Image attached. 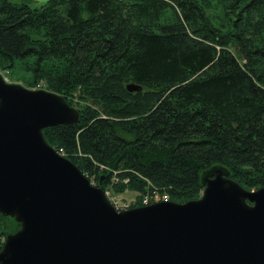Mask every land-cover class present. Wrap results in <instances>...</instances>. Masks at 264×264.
Returning <instances> with one entry per match:
<instances>
[{
	"label": "trees",
	"instance_id": "16d2710c",
	"mask_svg": "<svg viewBox=\"0 0 264 264\" xmlns=\"http://www.w3.org/2000/svg\"><path fill=\"white\" fill-rule=\"evenodd\" d=\"M213 1L0 0V69L24 63L32 86L78 111L76 123L44 129L46 143L104 192L137 193L130 208L156 194L199 199L213 165L255 191L264 188V0ZM47 63L62 67L45 73ZM76 87L84 107L69 100ZM19 228L0 214V252Z\"/></svg>",
	"mask_w": 264,
	"mask_h": 264
},
{
	"label": "water",
	"instance_id": "95a60500",
	"mask_svg": "<svg viewBox=\"0 0 264 264\" xmlns=\"http://www.w3.org/2000/svg\"><path fill=\"white\" fill-rule=\"evenodd\" d=\"M78 119L59 95L0 75V214L20 225L0 264H264V188L247 191L213 165L197 200L117 211L43 137Z\"/></svg>",
	"mask_w": 264,
	"mask_h": 264
},
{
	"label": "rangeland",
	"instance_id": "374dc122",
	"mask_svg": "<svg viewBox=\"0 0 264 264\" xmlns=\"http://www.w3.org/2000/svg\"><path fill=\"white\" fill-rule=\"evenodd\" d=\"M48 1L49 0H11V2L15 3V4L27 3L31 8H38V7L44 6ZM222 3H223V1H222ZM219 5H220V0H214L213 1V7L214 8L218 7ZM213 11L214 10L208 8V12H213ZM222 33L225 35L226 33H230V31H223ZM224 48L229 53L232 52L230 45H227V46L224 45ZM61 67H62V65L58 64V63H47L44 65L43 71L45 73H50V74L54 75L55 71L60 70ZM12 68L13 69H4V70L0 69V75L6 80L7 83L20 85L26 89L35 90V91L43 90L46 88V86L42 82L40 84H38L37 86L31 85L32 77H31V74L29 73V71L25 70L24 63L15 62L13 64ZM62 71H64V69H62ZM77 87H76L75 91H74V88L70 89V91L68 93L69 94V100L72 101V103H71L72 105L84 107V104L82 103V99H80L79 88H77ZM71 159H73V158L71 157ZM87 179L89 180V182L94 181L90 178H87ZM108 192L105 193L106 198L111 197L112 200L118 205V207L121 208L120 211L132 209L130 207L136 201V199L139 198V195L137 193L131 192V191L124 192V193L118 194V195L113 194V193L110 194ZM107 200H108V202L111 201V199H109V198ZM139 201H140V206H138V207H144V206L150 205V204L144 205V203L142 204L143 200L142 201L139 200Z\"/></svg>",
	"mask_w": 264,
	"mask_h": 264
},
{
	"label": "built area",
	"instance_id": "2783aa9c",
	"mask_svg": "<svg viewBox=\"0 0 264 264\" xmlns=\"http://www.w3.org/2000/svg\"><path fill=\"white\" fill-rule=\"evenodd\" d=\"M3 79H4V78H3ZM4 80H5V79H4ZM5 81H6V80H5ZM54 150H55V149H54ZM55 152H56L58 155H60L61 157H64V158H65V154H64V152H63L62 149H59L58 151L55 150ZM90 184H91L92 186L95 187L94 182H90ZM104 193H107V192H104ZM108 198L111 199V201H109V203H110V204H111V205H112L117 211H120L121 208L118 207V205L112 200V198H111V197H108ZM108 198H107V199H108ZM162 201H164V202H165V201H168L167 196L156 194L152 200L144 199V200L142 201V204L144 203V205H148V204L158 203V202H162Z\"/></svg>",
	"mask_w": 264,
	"mask_h": 264
}]
</instances>
